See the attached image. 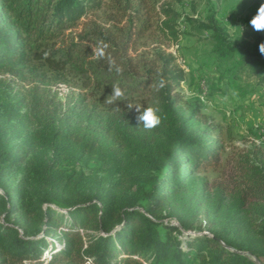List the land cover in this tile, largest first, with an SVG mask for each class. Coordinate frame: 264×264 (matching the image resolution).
<instances>
[{
    "label": "trees",
    "instance_id": "obj_1",
    "mask_svg": "<svg viewBox=\"0 0 264 264\" xmlns=\"http://www.w3.org/2000/svg\"><path fill=\"white\" fill-rule=\"evenodd\" d=\"M183 1L195 12L196 0H0V88L9 93L0 100V264H254L240 251L264 255L260 148L238 162L233 194L239 211L254 208L257 228L215 218L211 236L181 239L159 221L195 171L221 157L219 126L176 90L184 71L168 47L181 23L213 34L218 58L264 80L263 36L231 43L212 17L177 12ZM58 83L79 92L61 101ZM9 126L23 133L18 144ZM91 160L116 176L106 192L66 169ZM131 193H141L143 212ZM56 232L62 240L48 242Z\"/></svg>",
    "mask_w": 264,
    "mask_h": 264
},
{
    "label": "rangeland",
    "instance_id": "obj_2",
    "mask_svg": "<svg viewBox=\"0 0 264 264\" xmlns=\"http://www.w3.org/2000/svg\"><path fill=\"white\" fill-rule=\"evenodd\" d=\"M195 5V12L191 11L189 1L175 6V10L182 16L203 23L212 17L227 40L239 46L251 42L254 36L264 37V0H196ZM180 26L183 34L178 43L168 47L184 71V79L176 90L185 100L198 103L202 113L219 126L221 157L217 166L195 171L187 181V192L173 200L175 205L179 204L178 209L167 206L159 221L176 226L181 232L178 234L181 239L211 236L218 228L215 218L231 219L235 225L248 222L257 228L255 223L259 219L255 216L254 208L248 206L239 211L233 194L238 162L245 156L254 160V148L264 150V80L253 74L248 66H235V58H218L214 51L216 41L210 32L191 29L183 23ZM138 50H143V46H138ZM51 89L61 101L79 92V89L63 83L52 85ZM5 90L0 88V100L8 97L9 93ZM8 129L9 136H15L10 143L18 144L23 133L10 130V126ZM48 155L41 153L35 157L41 159ZM66 169L81 172L86 179L85 189L94 193L106 192L108 183L116 177L101 170L93 160L73 162ZM131 197L137 201L134 208L143 212L141 193H131ZM198 201L200 205L194 208ZM50 206L63 212L53 204ZM181 212H185L189 218L191 229L183 230L175 219ZM18 218L12 216L11 220L18 221ZM17 231L20 232V228ZM46 238L54 243L62 240L60 232L48 234ZM50 249L51 246L47 245L42 254L44 263L50 258ZM240 253L254 264H264V255L255 257L245 251ZM137 259L147 264L143 258ZM86 264H92V261L88 259Z\"/></svg>",
    "mask_w": 264,
    "mask_h": 264
}]
</instances>
